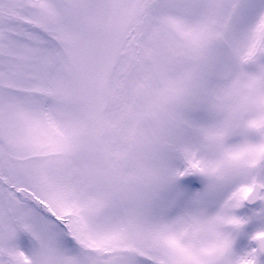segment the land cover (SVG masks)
<instances>
[{
  "label": "snow or ice",
  "instance_id": "snow-or-ice-1",
  "mask_svg": "<svg viewBox=\"0 0 264 264\" xmlns=\"http://www.w3.org/2000/svg\"><path fill=\"white\" fill-rule=\"evenodd\" d=\"M0 264H264V0H0Z\"/></svg>",
  "mask_w": 264,
  "mask_h": 264
}]
</instances>
